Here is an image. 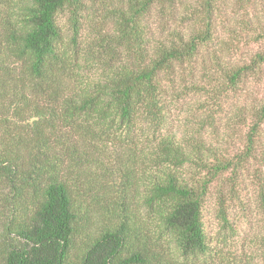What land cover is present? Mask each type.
I'll return each instance as SVG.
<instances>
[{
  "label": "trees",
  "instance_id": "obj_1",
  "mask_svg": "<svg viewBox=\"0 0 264 264\" xmlns=\"http://www.w3.org/2000/svg\"><path fill=\"white\" fill-rule=\"evenodd\" d=\"M219 1L0 0V264H187L210 251L219 180L231 227L224 175L234 196L242 171L264 167V103L242 109L233 156L164 128V80L215 41ZM208 53L214 98L264 67V52L237 66Z\"/></svg>",
  "mask_w": 264,
  "mask_h": 264
},
{
  "label": "rangeland",
  "instance_id": "obj_2",
  "mask_svg": "<svg viewBox=\"0 0 264 264\" xmlns=\"http://www.w3.org/2000/svg\"><path fill=\"white\" fill-rule=\"evenodd\" d=\"M219 6L221 15L215 41L203 50L192 67L178 70L174 83L164 80L168 102L164 128L179 138L201 137L206 144L233 156L243 152L248 132V125L238 116L243 110L249 115L251 109L264 103V67L256 76L245 77L237 87L214 98L204 75L213 55L208 51L222 55L224 62L232 66L247 64L256 53L264 52V0H220ZM61 25L69 40L71 32L63 16ZM91 32L88 23L84 37ZM263 147L264 136L258 156ZM263 172L260 159L253 161L239 175L234 196L229 193L233 187L227 182L230 174L224 175L223 192L231 227L223 228L217 217L220 180L213 185L204 217L210 251L187 264H264V214L254 179L255 174L262 176Z\"/></svg>",
  "mask_w": 264,
  "mask_h": 264
}]
</instances>
